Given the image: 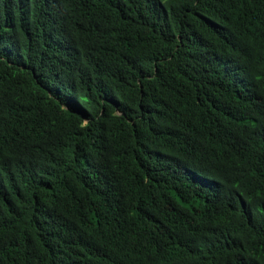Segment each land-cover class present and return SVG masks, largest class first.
<instances>
[{
  "label": "trees",
  "instance_id": "obj_1",
  "mask_svg": "<svg viewBox=\"0 0 264 264\" xmlns=\"http://www.w3.org/2000/svg\"><path fill=\"white\" fill-rule=\"evenodd\" d=\"M0 264H264V0H0Z\"/></svg>",
  "mask_w": 264,
  "mask_h": 264
}]
</instances>
